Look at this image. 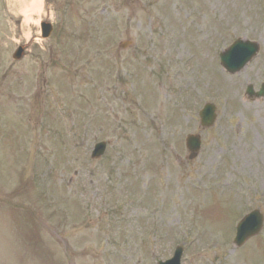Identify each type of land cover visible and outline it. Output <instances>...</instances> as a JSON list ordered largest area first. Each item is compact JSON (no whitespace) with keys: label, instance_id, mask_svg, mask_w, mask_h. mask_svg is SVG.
Returning <instances> with one entry per match:
<instances>
[{"label":"rangeland","instance_id":"374dc122","mask_svg":"<svg viewBox=\"0 0 264 264\" xmlns=\"http://www.w3.org/2000/svg\"><path fill=\"white\" fill-rule=\"evenodd\" d=\"M63 1L44 0L28 20L0 0V264H156L183 238L189 253L214 240L226 254L187 264H264V230L228 254L236 209L264 214V97L243 95L264 82V0ZM41 20L55 24L50 39ZM238 36L260 51L230 76L216 54ZM208 101L217 121L202 130L182 110ZM191 133L202 147L188 161ZM98 140L107 151L93 160ZM219 181L229 187L208 188ZM109 205L112 223L69 226L85 207ZM152 227L164 237L152 235L143 257Z\"/></svg>","mask_w":264,"mask_h":264},{"label":"water","instance_id":"95a60500","mask_svg":"<svg viewBox=\"0 0 264 264\" xmlns=\"http://www.w3.org/2000/svg\"><path fill=\"white\" fill-rule=\"evenodd\" d=\"M244 45H243V49H245V51H246V56L244 57V59H243V61L240 63V65L242 64H244L245 62H247L257 51H258V48L255 46V45H253L252 43H248V42H244L243 43ZM240 46H234L233 47V50H231V56H229V62H227V68H228V66H229V63L233 60V59H236V57H237V55H238V50H237V48H239ZM240 49V48H239ZM242 53V52H241ZM242 55V54H241ZM240 59V58H239ZM239 65V66H240ZM230 72H233L232 70H229ZM263 94V92H259V95L261 96ZM213 110V108H211V111ZM210 111V110H209ZM210 115V114H209ZM205 120H206V116H205ZM212 117H208L207 116V122H205V126H207V125H210L212 122ZM204 123V122H203ZM190 140V139H189ZM192 141L193 140H191V146H195V149H196V144H194V143H192ZM198 145V144H197ZM198 147V146H197ZM198 149V148H197ZM194 151V150H193ZM101 151H99L98 153H96L95 152V154H94V156L95 157H97L98 155H99V153H100ZM196 155V152H195V154H193V157ZM191 158H192V156H191ZM166 264H175L174 263V260H172V261H169L168 263H166Z\"/></svg>","mask_w":264,"mask_h":264},{"label":"bare ground","instance_id":"6f19581e","mask_svg":"<svg viewBox=\"0 0 264 264\" xmlns=\"http://www.w3.org/2000/svg\"><path fill=\"white\" fill-rule=\"evenodd\" d=\"M35 2H36V0H34ZM36 6H37V4H36Z\"/></svg>","mask_w":264,"mask_h":264}]
</instances>
